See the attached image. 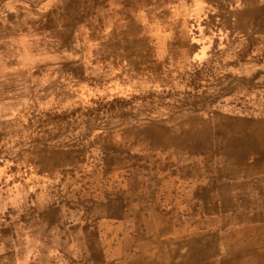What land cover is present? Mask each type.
Here are the masks:
<instances>
[{
	"label": "rangeland",
	"instance_id": "rangeland-1",
	"mask_svg": "<svg viewBox=\"0 0 264 264\" xmlns=\"http://www.w3.org/2000/svg\"><path fill=\"white\" fill-rule=\"evenodd\" d=\"M259 1L0 0V264H226L255 249L261 223L227 186V209L191 210L178 177L214 142H264L234 30Z\"/></svg>",
	"mask_w": 264,
	"mask_h": 264
},
{
	"label": "crops",
	"instance_id": "crops-1",
	"mask_svg": "<svg viewBox=\"0 0 264 264\" xmlns=\"http://www.w3.org/2000/svg\"><path fill=\"white\" fill-rule=\"evenodd\" d=\"M250 1L254 3V9L259 7V0ZM261 7H263L262 11H254L252 17H245L243 27L234 29L230 23L226 24V27L229 28V32L233 29L238 30L242 41H244V49H242V53L240 52L239 67L241 68V74L244 72L245 77L242 78L241 76L240 81L260 84L261 90L257 93L259 92L264 96V4H261ZM234 19L236 21L235 17ZM247 43L250 45H247ZM258 119H264V117ZM214 145L218 150L217 154L213 151L206 157L204 154L202 156H192L190 175L186 174L183 177L181 173L178 177L181 181L180 184L182 181L187 183L189 180L190 182L189 201L191 202V210L227 209V207L222 206V198L215 190V187L227 186L229 191L227 195L232 199V208L244 212L242 215L244 223L252 221L261 223L263 228L264 142H247V139L239 138L237 141L233 139L230 142H214ZM193 158H196V160H193ZM221 169H223L222 173ZM182 195L183 193L180 196L182 197ZM239 195H243L245 203H240L241 198ZM178 201L176 206L181 209L182 199L181 202ZM179 222L181 226V220ZM262 228H259L261 233L259 231L257 233V229L256 233L253 234L251 242L255 243V249L250 252L247 249L237 256V261L226 264H264V234H262ZM85 230V227L80 223L73 226L72 233L69 231L64 235L66 237L65 241L74 243L76 239L85 236L83 234ZM65 254L70 264H74L78 259L80 260V257L74 253L66 252ZM181 255L180 253V261H182Z\"/></svg>",
	"mask_w": 264,
	"mask_h": 264
},
{
	"label": "bare ground",
	"instance_id": "bare-ground-1",
	"mask_svg": "<svg viewBox=\"0 0 264 264\" xmlns=\"http://www.w3.org/2000/svg\"><path fill=\"white\" fill-rule=\"evenodd\" d=\"M229 128V127H228ZM227 129V128H226ZM188 130V129H187ZM186 136V135H185ZM185 138V137H184ZM192 138V137H191ZM169 139V138H168ZM187 140V139H186ZM190 141V140H189ZM257 204V203H256ZM182 263V262H181Z\"/></svg>",
	"mask_w": 264,
	"mask_h": 264
}]
</instances>
